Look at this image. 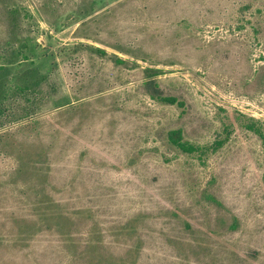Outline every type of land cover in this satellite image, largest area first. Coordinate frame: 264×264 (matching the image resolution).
Wrapping results in <instances>:
<instances>
[{
  "label": "rangeland",
  "instance_id": "rangeland-1",
  "mask_svg": "<svg viewBox=\"0 0 264 264\" xmlns=\"http://www.w3.org/2000/svg\"><path fill=\"white\" fill-rule=\"evenodd\" d=\"M254 119L264 0H0V264H264Z\"/></svg>",
  "mask_w": 264,
  "mask_h": 264
},
{
  "label": "trees",
  "instance_id": "trees-1",
  "mask_svg": "<svg viewBox=\"0 0 264 264\" xmlns=\"http://www.w3.org/2000/svg\"><path fill=\"white\" fill-rule=\"evenodd\" d=\"M97 49H99V48H97ZM99 51L101 53L104 52L101 49H99ZM35 71H36V73H38L37 70H35ZM26 73H27L26 75H28L30 78H35V72L33 70H28V71H26ZM38 75L40 78H42L41 74H38ZM38 83H39V79L35 78L34 84H38ZM146 83H147V86L150 88V93H151L152 97H155L158 100L165 101L168 103L177 102L176 98L174 96L162 95L160 90H159L157 82H155L154 80H152V79L148 80ZM23 85L24 86L21 88V90H24V89H27L28 87H30V82H26ZM246 127L248 129H250L251 131H253L254 133H256L264 144V128L260 125V123H258L254 119V120H251L249 123H247ZM167 138L172 144L177 146L183 152L198 153V156H200L201 153H205L204 151H206V148L204 146L194 144V143L184 139L181 128H174V129L168 130ZM221 143H222L221 140H215L213 147H217Z\"/></svg>",
  "mask_w": 264,
  "mask_h": 264
}]
</instances>
